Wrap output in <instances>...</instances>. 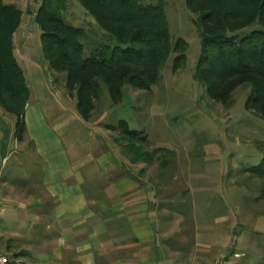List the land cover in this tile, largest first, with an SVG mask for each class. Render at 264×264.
Segmentation results:
<instances>
[{"label": "crops", "instance_id": "0c3cea01", "mask_svg": "<svg viewBox=\"0 0 264 264\" xmlns=\"http://www.w3.org/2000/svg\"><path fill=\"white\" fill-rule=\"evenodd\" d=\"M27 24L22 20L13 36L29 87L22 139L14 117L0 107V252L10 264H255L243 245L254 235L200 232L191 213L178 211L173 185L165 192V182L154 184L147 168L126 163L108 141L93 143L98 164L75 166L83 152L68 148L59 129L72 131L77 142L85 128L46 99V65L42 70L34 55L24 54Z\"/></svg>", "mask_w": 264, "mask_h": 264}, {"label": "trees", "instance_id": "16d2710c", "mask_svg": "<svg viewBox=\"0 0 264 264\" xmlns=\"http://www.w3.org/2000/svg\"><path fill=\"white\" fill-rule=\"evenodd\" d=\"M75 1L96 27L90 32L85 26L65 21L61 12L67 0H41L34 22L40 29L45 62L50 70L65 73L64 85L83 120L93 116L100 102L101 84L106 86L114 107L123 100L125 84L150 90L160 80L171 53L173 72L184 66L187 42L172 35L166 0ZM186 4L200 18L201 47L195 77L209 99L228 109L233 91L247 85L250 92L246 108L264 118V0H186ZM22 17L23 11L16 4L0 0V107L14 117L17 139L24 135V110L29 98L24 70L14 54L13 36ZM107 127L118 129L114 142L129 162L143 163L142 168L154 161L166 167L176 154L167 147H150L146 135L129 128L125 119ZM163 169L157 168L155 175L149 176L154 184L158 176L165 175ZM166 170L173 180L171 196L181 201L188 188L178 186L174 168ZM249 171L257 177L260 198L264 199V155ZM179 188L180 193H176ZM156 190L162 193L161 188Z\"/></svg>", "mask_w": 264, "mask_h": 264}, {"label": "rangeland", "instance_id": "374dc122", "mask_svg": "<svg viewBox=\"0 0 264 264\" xmlns=\"http://www.w3.org/2000/svg\"><path fill=\"white\" fill-rule=\"evenodd\" d=\"M1 1L16 4L23 11L22 20L30 23L25 33L29 43L23 50L24 54L34 55L42 70L46 65L48 72L43 71L49 90L46 99L62 104L61 109L70 111L69 116L77 117L85 128V135L79 136L77 142L72 139V131L64 133L65 129H59L68 148L78 146L83 152L74 159L75 166L81 160L86 163L85 168L96 162L98 164L93 143L101 140L100 144L104 146L107 141L114 146L129 165L143 166V163L128 161L127 155L113 140L118 129L107 127L109 124L117 125L119 119H125L129 128L141 130L146 135L150 147L163 146L175 151L168 166L159 167V161H154L145 168H148L146 175L150 177L155 175L157 168H174L178 186L182 190L188 188L187 194L177 205L178 211L180 209L186 215L191 213L192 222L200 232L228 229L254 235L255 242L244 238L243 245L255 264H264V199L260 198L257 177L249 171L264 155L261 151L264 145V118L246 108L250 92L247 85H240L233 91V103L228 109L207 96L205 87L195 77L201 47L200 18L199 14L189 10L186 0H166L165 7L172 35L174 38L182 37L187 42L184 66L173 72L171 53L161 70L160 80L150 90L125 84L123 100L114 107L110 105L106 86L101 84L100 102L87 121L78 114L75 99L64 85L65 73L50 70L41 53L40 29L34 22L41 0ZM61 13L67 23L85 26L89 32L96 28L75 0H67V7ZM21 52L17 49L20 62ZM47 74L51 84L47 81ZM97 168L108 166L100 163ZM166 169L162 170L165 174L162 178L157 175L166 184L163 187L165 192L173 184ZM180 188L176 193H180ZM218 238L212 236L214 243H218Z\"/></svg>", "mask_w": 264, "mask_h": 264}, {"label": "built area", "instance_id": "2783aa9c", "mask_svg": "<svg viewBox=\"0 0 264 264\" xmlns=\"http://www.w3.org/2000/svg\"><path fill=\"white\" fill-rule=\"evenodd\" d=\"M219 263H220V260L215 261V264H219ZM0 264H10L9 257L5 253L0 252Z\"/></svg>", "mask_w": 264, "mask_h": 264}]
</instances>
